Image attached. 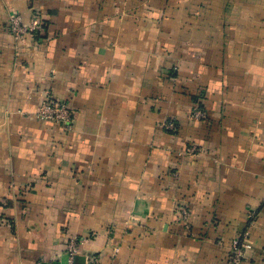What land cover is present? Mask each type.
Instances as JSON below:
<instances>
[{
	"label": "crops",
	"instance_id": "obj_1",
	"mask_svg": "<svg viewBox=\"0 0 264 264\" xmlns=\"http://www.w3.org/2000/svg\"><path fill=\"white\" fill-rule=\"evenodd\" d=\"M263 199L264 0H0V264H223L245 229L264 264Z\"/></svg>",
	"mask_w": 264,
	"mask_h": 264
},
{
	"label": "built area",
	"instance_id": "obj_2",
	"mask_svg": "<svg viewBox=\"0 0 264 264\" xmlns=\"http://www.w3.org/2000/svg\"><path fill=\"white\" fill-rule=\"evenodd\" d=\"M8 26L11 34L17 40H21L27 34L36 35L39 28V20L35 17L29 21H24L22 15L19 13H10L8 17ZM37 117L44 120H50L57 124H60L64 130L69 131L73 124L72 110L66 101L55 98L46 97L40 103L37 111ZM191 116L198 119H205L206 113L203 108L198 105L193 106L191 109ZM164 127L173 130L175 124L172 120H167L163 123ZM198 149L195 146H189L186 148L187 153L197 152ZM264 203V199H263ZM255 212L250 211L247 214V224H250L255 219ZM180 221L189 228V209L187 205L182 204L179 207ZM247 229H245L240 235L231 239L229 243L228 254L223 264H239L244 255L246 248H249L251 244L248 241ZM79 239L71 238L67 246L68 262L67 264H73V258L78 251ZM41 264V263H35ZM52 264H60L59 262H53ZM88 264H100L97 259L91 257L88 260Z\"/></svg>",
	"mask_w": 264,
	"mask_h": 264
}]
</instances>
